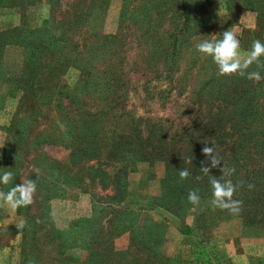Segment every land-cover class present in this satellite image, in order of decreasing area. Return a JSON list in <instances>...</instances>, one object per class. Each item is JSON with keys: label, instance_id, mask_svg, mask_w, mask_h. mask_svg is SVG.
<instances>
[{"label": "trees", "instance_id": "1", "mask_svg": "<svg viewBox=\"0 0 264 264\" xmlns=\"http://www.w3.org/2000/svg\"><path fill=\"white\" fill-rule=\"evenodd\" d=\"M8 1L0 0V4L4 5ZM40 1L49 6V17L43 25L36 28L22 25L0 30V85L10 86L8 93L19 92L17 115L27 99H31L29 111L34 112L33 106L38 102L44 107L50 106L54 85L64 70L62 67L69 64L76 66L79 74L74 86L57 85L56 100L53 103L55 109L62 110L70 106L74 110L71 116L65 111L60 114L64 126L58 132L59 141H64V146L68 147L71 163L92 161L84 167V176L91 183H96L99 189L108 190L109 193L100 197L91 195L89 215L74 219L62 229L46 225L48 209L43 201L37 205L36 197L35 205L40 207L38 213L27 214L25 217L26 207H22L24 210L19 208L26 221L31 243L24 253V264H63L61 256L71 247H80L86 251V259L78 264H181L178 252L164 254L166 221L142 216L140 208L132 209L124 204L127 173L133 171L140 162H160L162 173L158 178V193L147 196V207H159L181 219L192 208L209 206V177H221L219 168L211 169L208 175L201 172V161L205 160L201 150L205 143L214 146L221 159V166L235 168L231 177L234 184L244 181V186L238 187L233 197L243 202L241 211L230 214L221 210L223 218H239L242 237L264 236V79L254 82L238 75L217 76V68L211 58H200L195 51V44L202 40L195 44H191L190 40L197 35H208L215 20L205 10L203 1L119 0L117 26H122L125 21L134 26L135 34L138 33L143 41L141 48L147 63L145 67L157 64L159 70L155 73L170 83L173 79L171 74L179 71L183 61V72L174 78L178 87L182 86L185 73L195 64H200L201 71L191 92L189 117L182 126L175 123L173 130L168 133L169 125L161 127L146 119L130 118L128 114L119 111L116 116L123 121L120 133L114 136H107L105 120L110 116H105L115 107L112 96L116 94L122 80L109 70L113 63L108 64V69L100 68L98 72L95 64L103 56L117 51L120 47L116 43L118 40L113 34L102 32L100 40L91 41L88 46L83 43L80 47L71 35H66L85 22L94 34L100 32L102 18L111 0L76 3L64 21L53 18L59 0H19V3L24 5ZM246 1L248 4L245 7L255 11L258 18L257 31L249 30L243 41V48L249 51L254 40L264 42L261 31L264 26V7L256 6L257 0ZM57 20L56 23L50 22ZM221 35L217 34L212 39H219ZM8 43L22 47L21 66L16 75L2 69V52ZM260 62L264 64V56ZM42 70L45 71L44 75ZM247 71H259L264 77V67L258 68L256 64ZM40 76L41 79H47L45 83L49 82L44 87H39L43 83ZM40 89L43 93L38 96L37 91ZM7 92L0 91V106ZM91 92L99 93L97 97L101 102V108L95 111L81 108L82 95ZM26 117L16 116L5 127L10 137L9 142L1 148L0 174L4 171L13 173L10 184H1L5 193L20 183L24 165L28 164L33 171L36 168V160L31 157L29 160L24 159L28 150L37 152L43 141L55 144L50 140L54 138L44 133L39 134L41 138L37 137V141H28L26 124L29 120ZM141 120L144 123L140 126L138 123ZM102 136L105 142L99 144ZM45 158L41 157L43 160ZM189 158L192 159L191 164L186 163ZM108 167H112L110 171ZM185 168L190 175L181 181L179 171ZM61 169L62 176L69 175V183L77 186L80 177L76 173L70 174L67 165ZM197 176L202 178L197 180ZM34 180L37 183L35 195L48 190L40 184V179ZM249 183L254 185L252 190L247 187ZM190 190L198 192L199 206L188 202ZM124 232L128 233L127 247L116 250L112 239ZM40 233L54 243L53 249L59 254L57 260L52 262L51 256L40 252L43 245L39 241ZM44 259L51 262L43 263Z\"/></svg>", "mask_w": 264, "mask_h": 264}, {"label": "rangeland", "instance_id": "2", "mask_svg": "<svg viewBox=\"0 0 264 264\" xmlns=\"http://www.w3.org/2000/svg\"><path fill=\"white\" fill-rule=\"evenodd\" d=\"M87 1L59 0L54 8V20L64 21L69 17L76 3L86 4ZM202 1L208 14L215 18L214 26L208 35H197L190 40V43L195 44L200 39H212L217 34L230 30L237 34L240 40L241 52L246 53L247 51L243 48L246 33L249 30L257 31L258 29L256 12L245 7V4H248L247 1ZM119 5V0L110 1L102 18L101 30L97 34H94L89 29L88 23L85 22L83 26L73 29L66 35H71L72 40L80 47L83 43L88 46L91 41L100 40L102 32L111 33L118 40L116 43L120 47L117 51L111 55L103 56L95 64L98 67V72L100 68L108 69V64L111 65L113 63L109 70L112 71V74H115V77L120 76L122 80L116 94L112 96L115 107L105 116H110L105 120L106 126H108L107 136H114L120 133L123 120L116 116L119 111L128 114L130 118L146 119L157 123L161 127L169 125L168 133H170L175 123L182 126L187 116L189 117V106L192 99L191 92L197 78L200 77V64H195L189 72L185 73L181 87L175 85L174 78L183 72V61L180 64L179 71L171 74L173 79L170 83L155 73V71L158 72L157 70H159L157 69V64L145 67L147 63L143 59L145 58L144 51L141 48L143 41L138 33L135 34L134 26L128 21H125L120 27L117 26ZM256 6L263 8L264 0H257ZM48 17L49 6L44 1L21 5L19 0H9L4 5L0 4V30L22 25H26L28 28L40 27ZM58 20L50 22L56 23ZM261 31L262 37H264V26ZM21 50V46L11 43L4 46L1 61L2 69L5 72L11 75L19 73L22 60ZM60 55H58V58H60ZM62 68L64 70L59 77L58 83L54 85V95L49 103L50 106L44 107L38 102L33 106L34 112L29 111L31 99H27L17 115L16 107L20 96L19 92L12 91L8 93L7 90L10 86L6 84L0 85V91L7 92L6 98L0 106V154L2 146L9 142L10 137V133L5 131V127L19 115H27L26 119L29 120L26 124V130H28L26 138L28 141H37L40 133L50 134L54 138L50 140H53L55 144L43 141V143L39 144L40 148L37 152L28 150V154H26L24 159L29 160L31 157L36 160L37 166L35 169H39V173L37 175L30 169L31 167L28 164L24 165L20 183L25 178L33 180L38 178L40 179V184L48 189L46 192L40 191L34 197H36L37 205L41 204V201L46 205L49 212L46 215L48 217L46 225H51L55 229L66 228L74 219L88 216L91 195L100 197L109 193L108 190L99 189L96 183H91L84 176V167L92 163V161L83 160L79 163H71L68 157V147L64 146V141L63 143L59 141L58 132L63 130L64 126V121L60 118V114L65 111L67 115L71 116L74 110L70 106L64 107L62 110L55 109L53 103L56 100L57 85L65 84L71 88L77 81L79 74L76 66L72 64L65 65ZM42 73L44 75L45 71L42 70ZM39 78L41 82L43 81L39 87H44L49 83H45L47 79H41V76ZM42 93L43 90L37 91L38 96H41ZM98 94L97 92H91L87 95H82L83 106L81 108L87 111H95L101 108V102L97 97ZM63 104H66V102L63 101ZM143 123L141 120L138 124L141 126ZM125 128L127 129L128 126L125 125ZM104 142L105 139L102 136L99 144ZM42 156L47 158L43 160L41 159ZM64 165L69 166L70 174L76 173L80 177L77 186L69 183L71 180L69 175V177L62 176L63 170L61 168ZM111 168L108 167V170L110 171ZM161 173L162 164L160 162H153V164H148L147 162L138 163L133 171L127 173L124 204L132 209L140 208L139 213L142 216L155 221H166L167 229L163 241L164 254L178 252L181 257V264H264V244H261L259 248H257V245H253L255 254L250 255L246 261L239 259L238 255L233 253L238 240L240 242H248L250 239L255 238L242 237L240 235L241 222L237 217L223 218L222 211L220 209L213 210L210 204L206 207L197 205L199 207L188 210L181 219L159 207L148 208L147 196L158 193V178ZM0 191H2L1 184ZM40 196L41 200H39ZM39 211L40 207L33 202L26 207V215L24 216L27 217V214H36ZM40 216L42 217V215ZM22 220L24 221V217L21 210L17 209L13 212L6 205L0 207V264H24V253L27 246H30L31 243L28 238L27 225L23 230H19L16 227V224ZM237 228H239V236L231 237V234ZM39 241L43 243L40 252L51 256L52 262L57 260L59 254L57 253V255L53 249L54 243L45 238L44 234L39 236ZM112 244L116 250L125 249L128 244V233L124 232L115 236L112 239ZM230 253L233 254L230 256ZM85 259L86 251L84 249L71 247L66 249L60 260L63 264H78ZM51 261L44 259L43 263Z\"/></svg>", "mask_w": 264, "mask_h": 264}, {"label": "clouds", "instance_id": "3", "mask_svg": "<svg viewBox=\"0 0 264 264\" xmlns=\"http://www.w3.org/2000/svg\"><path fill=\"white\" fill-rule=\"evenodd\" d=\"M195 51L199 54L202 60L211 58V61L216 65L217 76H232L238 75L246 77L254 82H259L264 77L259 71H247L253 64L258 68L264 67L261 64L260 58L264 56V42L254 40L251 49L246 53L241 52L240 40L237 34L233 31L226 30L222 33L221 38L212 40H202L195 44ZM202 154L205 160L201 161V172L208 175L211 169L219 168L221 173L220 178L215 176L209 177L211 185L210 206L213 210L220 209L227 211L230 214H238L241 211L242 201L233 199L238 187L244 186V181L233 183L231 177L235 173L234 167L227 165L221 166V159L216 154L214 146L205 143L202 148ZM186 163L191 164L192 159L189 158ZM207 165V166H204ZM34 172L39 173V169H34ZM190 173L187 168L179 171L181 181L187 179ZM202 177L197 176L199 180ZM13 180L11 171H4L0 174V184L8 185ZM249 190L254 188L253 184L247 185ZM37 190L36 180L25 178L21 183L15 184L6 193L0 191V207L7 206L13 212L22 207H27L34 202V195ZM187 200L192 205L200 203V196L196 190H190ZM26 226V221H20L16 224L17 229L23 230Z\"/></svg>", "mask_w": 264, "mask_h": 264}, {"label": "crops", "instance_id": "4", "mask_svg": "<svg viewBox=\"0 0 264 264\" xmlns=\"http://www.w3.org/2000/svg\"><path fill=\"white\" fill-rule=\"evenodd\" d=\"M236 236H239V228L235 229V232L231 234V237ZM261 244H264V237H255L250 239V241L248 242H240V240H238V242L236 243V249L233 250V253H236L239 259H243L246 261V259L250 257V255L255 254V248H253V245H257V248H259ZM233 253H230L229 255L231 256Z\"/></svg>", "mask_w": 264, "mask_h": 264}]
</instances>
